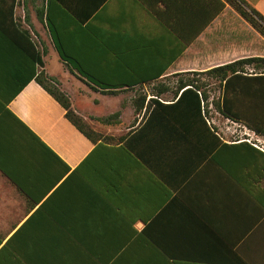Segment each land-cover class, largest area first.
Instances as JSON below:
<instances>
[{
    "label": "crops",
    "instance_id": "1",
    "mask_svg": "<svg viewBox=\"0 0 264 264\" xmlns=\"http://www.w3.org/2000/svg\"><path fill=\"white\" fill-rule=\"evenodd\" d=\"M245 1L264 16V0ZM228 7L0 0V264H264L261 81L232 80L228 97L214 78L205 99L149 92L261 58V35ZM42 72L103 138L69 121Z\"/></svg>",
    "mask_w": 264,
    "mask_h": 264
},
{
    "label": "trees",
    "instance_id": "2",
    "mask_svg": "<svg viewBox=\"0 0 264 264\" xmlns=\"http://www.w3.org/2000/svg\"><path fill=\"white\" fill-rule=\"evenodd\" d=\"M53 1L54 0H49V3L50 2L52 3ZM226 5L231 6L245 21H247L264 38V16L259 11L251 7L245 0H237V1L218 0V8H219L218 13L219 14L225 9ZM42 15H44V11ZM47 22H48V27L50 29V33L55 42V45L59 52L61 60L65 62L71 68V70L77 71L79 75L84 76L82 73L80 64L74 58L69 57L64 51L62 45L60 44V40L58 39L56 30L54 29V26L52 25L48 17H47ZM245 65L258 66V68H261V75H257V76L245 75L246 72L243 68ZM193 75H198V76L207 75L209 77L218 79L221 82H226L225 97H228L229 84L230 82H232V80L246 79V80L253 81V82L261 81V99L264 101V57L244 59V60L235 62L233 64L226 65L224 67L215 68L206 73H196ZM38 82L49 94H51L55 98V100H57L61 104V106L66 110V117L83 134H85L93 142H97L98 140L103 138L101 135L94 132L92 128L84 122L83 119L75 115L74 111L71 109V104H70L68 96L59 90V88L54 84L55 80L53 78L46 76L45 73L42 72L40 78H38ZM95 85H97L98 87H101V89L106 90V88L100 86V84H95ZM202 87H204L202 80L197 79L195 77L187 78L186 80L179 79L178 87L175 90V95H178L179 92L184 91L181 97L187 96V95L200 97V95L198 94V91L201 92ZM170 90H171L170 88L163 87L162 89H159L158 93L160 95L161 93L169 92ZM110 93H117V92L110 91ZM201 97L202 99H205L207 97L204 91L201 92ZM144 100H145V97L141 99V103H139V101L136 102L135 104L136 112L144 107ZM223 107H224L223 112L225 114H228L234 118L237 117L236 119H238L239 117L240 119V114L232 110L231 106L229 105L226 99L224 100ZM119 116H120V112H117L103 119L102 121L106 124L109 122L113 123V121L119 118ZM262 124L263 122H261V125ZM106 139L108 138L106 137L105 140ZM109 140L113 142V139L109 138Z\"/></svg>",
    "mask_w": 264,
    "mask_h": 264
},
{
    "label": "rangeland",
    "instance_id": "3",
    "mask_svg": "<svg viewBox=\"0 0 264 264\" xmlns=\"http://www.w3.org/2000/svg\"><path fill=\"white\" fill-rule=\"evenodd\" d=\"M234 1H237V0H234ZM229 6V5H228ZM228 10H232L237 16H240L231 6H229L228 7ZM241 17V16H240ZM261 57H264V38L261 36ZM253 68H254V72L253 73H257V72H261V70H259L258 69V66H255V65H253ZM56 69V68H55ZM245 72L246 73H249V71L248 70H245ZM56 74L57 75H59V76H63V71H62V69H60V68H57L56 69ZM197 78V79H200V80H202V82H203V84H204V87H207V89L205 90V92H206V94H207V96H210V94L209 93H211V94H213V95H215V91H217L216 90V87H210L209 85L212 83V77H209V76H207V75H200V76H198V75H193V76H188V78ZM187 78V77H186ZM180 78H177L176 76H171V77H169V78H167V81H169V82H173V81H178ZM215 79V78H214ZM48 86V85H47ZM50 86V85H49ZM176 90V89H175ZM175 90L174 89H171L170 91H171V93L169 94L170 95V97H172L173 96V94L175 95ZM158 91L159 90H157L156 88H152L151 90H149V92L150 93H158ZM141 94H143V92H141V90H138V92H137V96H140ZM84 107H86L85 105H83ZM125 105L123 104L121 107H124ZM88 107H92V108H94L93 110H95V111H97L98 110V108H103L104 106L103 105H96V106H88ZM112 107H114V106H112ZM262 108H264V105L263 106H261ZM75 113V112H74ZM75 115L77 116V117H79V118H81V119H83L81 116H79V115H77L76 113H75ZM103 122V121H102ZM104 123V122H103ZM112 122H109V123H107V125L108 124H111ZM127 129H130V125H128L127 124V126H126V131H127ZM108 139H106V141L107 142H109V143H114V139H113V137L112 136H110V137H107ZM109 138H111V139H113V142L112 141H110L109 140Z\"/></svg>",
    "mask_w": 264,
    "mask_h": 264
}]
</instances>
